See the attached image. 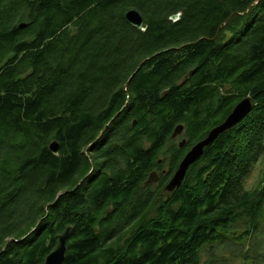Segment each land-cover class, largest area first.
I'll use <instances>...</instances> for the list:
<instances>
[{
    "label": "trees",
    "instance_id": "16d2710c",
    "mask_svg": "<svg viewBox=\"0 0 264 264\" xmlns=\"http://www.w3.org/2000/svg\"><path fill=\"white\" fill-rule=\"evenodd\" d=\"M245 96L175 190L143 184ZM105 125L122 161L96 174ZM263 153L264 0H0V264H43L67 225L62 264H264Z\"/></svg>",
    "mask_w": 264,
    "mask_h": 264
},
{
    "label": "water",
    "instance_id": "95a60500",
    "mask_svg": "<svg viewBox=\"0 0 264 264\" xmlns=\"http://www.w3.org/2000/svg\"><path fill=\"white\" fill-rule=\"evenodd\" d=\"M123 17L129 24L135 26L136 28L145 29V25H143V17L136 8L131 7L126 9L123 13ZM178 17H179V13H175L170 16V18H172L173 20L178 19ZM222 25L218 27L217 32ZM215 37L216 36H214V38ZM143 61L144 59L141 61V63ZM139 67L140 65L135 69V72L138 70ZM251 107H252L251 98L249 96L243 97L234 105L232 110L227 114V116L222 122L213 126L203 138L199 139L194 144H192L190 148L182 156L174 173L172 174L169 181L166 183L165 189L169 192L175 190L180 185L188 166L202 154L204 147L210 144L219 133L225 131L226 129L231 128L234 124H236L243 117H245L247 113L250 111ZM117 114L118 113H116V115ZM106 126L107 125H105L104 128ZM182 129H183L182 124L176 125L171 133V137L174 138L182 131ZM184 142L185 140L182 139L178 142V145L182 146ZM48 149L53 154H57V151L59 149V143L57 142V140L55 139L50 140L48 143ZM154 180H155V172H150L148 178L144 181L143 184H148L149 182H153ZM32 230L33 229H31L26 234V236L30 234ZM70 230H71V225H67L60 233H58L57 243L54 246V248L44 257L43 264L63 263L64 254L66 250V240L69 236Z\"/></svg>",
    "mask_w": 264,
    "mask_h": 264
},
{
    "label": "flooded vegetation",
    "instance_id": "af4514ba",
    "mask_svg": "<svg viewBox=\"0 0 264 264\" xmlns=\"http://www.w3.org/2000/svg\"><path fill=\"white\" fill-rule=\"evenodd\" d=\"M105 129H106V127L105 128L103 127V129L100 131L102 133L99 132V134L97 135V137L95 139H93L91 142H89V144L85 148V149H87V150L90 151V154H92L94 150H97L98 158L97 159H93L92 157L90 158V170H89V171H91L93 173L96 172V174L99 173V172H104L105 170L108 171L110 169V167H112V166L115 168V166H117V164H119L122 161V160H119L118 158L114 159L113 161H110V160L106 159L105 157H102L105 154V153L103 154V152L107 148V143L106 142H103V140H102V142H100V145L99 146H94L95 141L98 140V139L99 140L101 139L102 134L106 131ZM182 134H183V131H182ZM176 138H178V139H176ZM182 139H184L185 142H186V138L184 136H181L180 139H179L178 136L174 138V140L175 141H178V142L180 140H182ZM185 142H184V144L182 146H179L178 143H177L178 147L179 148H182L185 145ZM185 147L186 146H184V148ZM110 148H111V146H110ZM114 148H117V147L114 146ZM184 148H183V150H184ZM189 148L190 147H188L187 149H185V151L183 152L182 156L185 154V152ZM59 149H60V147H59ZM182 156H181V158H182ZM181 158L179 159V161L181 160ZM179 161H178V163H179ZM178 163H177V165H178ZM175 169L172 171V173L169 172L168 166L167 167H163V168H154V169H152L151 171H149V173L150 172H155V180L153 182H149V183L153 184L154 186H161L163 184V183L161 184V182L163 180V177L167 175L169 177L168 179H166L167 182H168L169 179L171 178L172 174L174 173ZM149 173H148L146 179L148 178ZM144 181H143V183H144ZM167 182L165 181V185H166ZM165 185H164V187H165ZM164 187H162V191L160 192V195L162 193L169 192Z\"/></svg>",
    "mask_w": 264,
    "mask_h": 264
},
{
    "label": "rangeland",
    "instance_id": "374dc122",
    "mask_svg": "<svg viewBox=\"0 0 264 264\" xmlns=\"http://www.w3.org/2000/svg\"><path fill=\"white\" fill-rule=\"evenodd\" d=\"M177 136L180 139V137L183 136L182 131L178 135H176L175 137H177ZM176 139H178V138H176ZM177 143H178V141H175V144H177ZM262 178H264V153L261 155L259 160L253 166V169H252L250 175L245 179L244 185L247 189L254 188ZM164 194L165 193H162L160 196H162Z\"/></svg>",
    "mask_w": 264,
    "mask_h": 264
},
{
    "label": "bare ground",
    "instance_id": "6f19581e",
    "mask_svg": "<svg viewBox=\"0 0 264 264\" xmlns=\"http://www.w3.org/2000/svg\"><path fill=\"white\" fill-rule=\"evenodd\" d=\"M177 13H179V12H177ZM175 14V13H174ZM173 15V14H172ZM179 15H180V13H179ZM171 16V15H170ZM170 19H172V18H170ZM173 20V19H172ZM174 21V20H173ZM49 143V142H48ZM47 148H48V145H47ZM50 151V150H49ZM57 154H58V151H57ZM165 188V187H164ZM25 197V196H24Z\"/></svg>",
    "mask_w": 264,
    "mask_h": 264
}]
</instances>
